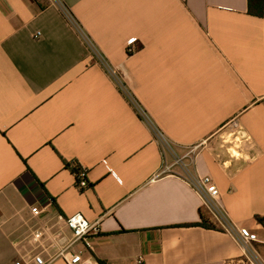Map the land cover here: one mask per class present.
<instances>
[{
	"label": "crops",
	"instance_id": "crops-1",
	"mask_svg": "<svg viewBox=\"0 0 264 264\" xmlns=\"http://www.w3.org/2000/svg\"><path fill=\"white\" fill-rule=\"evenodd\" d=\"M233 121L252 142L235 158L219 139ZM204 176L258 242L204 205ZM75 214L101 222L86 253L101 264H264V17L248 0H0V264L50 262Z\"/></svg>",
	"mask_w": 264,
	"mask_h": 264
},
{
	"label": "built area",
	"instance_id": "built-area-1",
	"mask_svg": "<svg viewBox=\"0 0 264 264\" xmlns=\"http://www.w3.org/2000/svg\"><path fill=\"white\" fill-rule=\"evenodd\" d=\"M72 21V20H71ZM74 24V23H73ZM40 34H38L39 36ZM130 49L129 52H133V43H129ZM92 53L94 56L98 55L99 63L103 65L106 71L116 79L119 88L131 102V104L135 107L139 115L145 119H147V115L142 110L140 105L133 99V97L128 93L124 84L117 77L116 72L108 65L106 60L99 57V54L96 53L92 49ZM225 136L223 137V145L228 146L227 151L231 158H235V154L231 153V150L234 149V152H242L245 146L252 144L251 140L248 138H244L241 135V128L237 121H233L229 127H227ZM171 149V147H169ZM196 149L191 150L193 153ZM183 160L181 158L175 157V163L181 165ZM164 169L169 171L171 169L170 166L167 165L166 159H164ZM72 168H76L77 172L75 176L77 178V187L80 190H85L89 187V181L87 179V169L81 167L79 164L74 163ZM191 185L195 189V191L202 197L204 205L212 212V214L219 220V222L226 228L232 231L235 235L237 241L241 245L243 249H245L248 245L254 242H258L257 234L252 233L248 228L245 227H237L231 226L227 223L226 214L224 212L223 207L219 203L220 191L215 184L214 180L210 176L198 177L197 179H191ZM53 200L48 198L47 205L45 207H41L40 205H33L31 208V213L36 217H41L48 214L52 209ZM65 223L67 227L73 234V240L71 243L63 248L57 257L48 262L41 255H36L31 262L25 264H51L53 261L62 259L66 264H101L98 260H96L92 256H86L87 252L94 251L95 244L94 241L97 239L102 232L101 222L98 221H89L83 214H75L68 218H66ZM82 245V250H72V247L75 245Z\"/></svg>",
	"mask_w": 264,
	"mask_h": 264
},
{
	"label": "trees",
	"instance_id": "trees-1",
	"mask_svg": "<svg viewBox=\"0 0 264 264\" xmlns=\"http://www.w3.org/2000/svg\"><path fill=\"white\" fill-rule=\"evenodd\" d=\"M248 13L249 15L263 18L264 17V0H248ZM73 172H77L76 168L72 169ZM264 221V219H260Z\"/></svg>",
	"mask_w": 264,
	"mask_h": 264
},
{
	"label": "rangeland",
	"instance_id": "rangeland-1",
	"mask_svg": "<svg viewBox=\"0 0 264 264\" xmlns=\"http://www.w3.org/2000/svg\"><path fill=\"white\" fill-rule=\"evenodd\" d=\"M225 132H226V129L223 130V131L220 133L219 137H220V136H221V137H220L219 139H222L223 137H226V136H225ZM164 148H166V146H165ZM170 153H171V152H170ZM175 156H176V152H175V153L173 152V153H172V157L175 158Z\"/></svg>",
	"mask_w": 264,
	"mask_h": 264
}]
</instances>
